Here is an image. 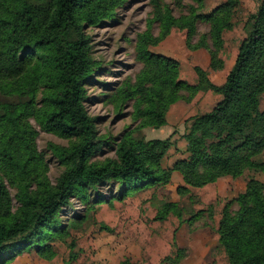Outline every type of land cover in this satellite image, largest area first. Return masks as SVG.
Masks as SVG:
<instances>
[{
	"label": "trees",
	"instance_id": "16d2710c",
	"mask_svg": "<svg viewBox=\"0 0 264 264\" xmlns=\"http://www.w3.org/2000/svg\"><path fill=\"white\" fill-rule=\"evenodd\" d=\"M173 1L184 7V0ZM242 1L226 0L209 13H198L205 0H193L180 16L170 5L154 1L153 19L137 36L136 58L142 69L134 81H123L111 95L117 107L132 102L137 125L116 143L115 157L92 160L103 140L86 105V82L99 64L88 28L113 18L128 0H0V91L17 98L0 102V257L29 248L52 260L55 252L49 239L66 233L60 217L63 209L75 196L89 202V189L96 191L110 182L122 186L120 198H124L133 189L170 182L174 171L182 174L184 184L178 192L185 195L191 187H204L224 176L236 178L247 170L264 176V111L260 109L264 0L249 14L246 36L222 84L214 83L210 72L199 65L197 82L190 83L180 77L178 59L151 50L177 27L187 31L191 50H208L211 69H223L224 33L235 28ZM200 21L210 30L193 43ZM207 91L222 98L211 111L186 119V156L165 168L163 160L176 143L173 135L146 139L135 133L165 125L173 104L191 102ZM30 117L45 131L70 141L67 146L53 145L64 166L54 184L33 144ZM6 179L17 189L16 208ZM97 196V203L104 200L102 193ZM234 202L236 210L231 209ZM171 212L182 214L177 202L166 201L155 219L165 220ZM218 234L229 264H264V181L251 177L245 191L225 204ZM186 250L178 246L164 261L182 264ZM77 259L72 249L64 264ZM120 264L142 263L128 259Z\"/></svg>",
	"mask_w": 264,
	"mask_h": 264
},
{
	"label": "rangeland",
	"instance_id": "374dc122",
	"mask_svg": "<svg viewBox=\"0 0 264 264\" xmlns=\"http://www.w3.org/2000/svg\"><path fill=\"white\" fill-rule=\"evenodd\" d=\"M154 1L128 0L113 18L88 28L93 39V54L99 64L86 82L89 97L86 105L96 119L97 129L103 140L102 148L94 154L92 160L115 157L116 143L124 133L137 125L132 115V102L117 107L111 101V95L123 81H134L142 69L143 64L136 58L137 36L148 28V22L153 19ZM159 1L170 5L177 16L182 11L187 12V6L194 3L193 0H184V7L179 8L173 0ZM225 1L205 0L198 13H209ZM259 3L260 0H243L238 7L235 28L224 33L225 47L220 55L226 60V66L222 70L210 68L207 49L191 50L186 43L187 31L177 27L159 45L152 46L151 50L178 59L181 62L180 77L190 83L197 82L195 67L199 65L211 72L214 83L222 84L235 62L240 43L246 36L245 23L249 14L257 10ZM153 30L155 34L159 33L157 23H154ZM209 30L210 25L200 21L192 42H198L201 35L207 34ZM40 98L39 94L37 100ZM221 98L220 94L213 91L204 92L195 104L196 109L188 107V110L193 115L209 112ZM15 100L16 97L7 96L0 91V102ZM260 109L264 111V94ZM173 119L171 116V122ZM175 120L178 121L177 117ZM28 122L33 130V144L47 166L48 178L54 184L64 166L55 154L53 145L67 146L70 141L45 131L34 117H30ZM154 129L157 131L153 133L141 129L135 135L145 136L146 139L150 135L164 136L161 130ZM176 129V143L163 160L167 169L182 158L186 151L187 140L183 137L185 123H181ZM251 177L264 181L261 172L247 170L236 178L224 176L204 187H191L190 193L186 195L178 192L179 186L183 184V178L179 176H173L170 182L158 186L133 189L134 192L124 198H120L122 186L118 182L101 185L96 191L89 189V202L75 196L71 204L61 212L66 233L62 232L49 239L55 252L52 260L40 256L36 249L28 248L3 254L0 264H64L70 258L72 249L78 253V259L73 264H118L128 259L142 264H168L164 258L178 246L187 249V256L181 257H185L182 264H229L219 242V221L225 204L245 191ZM6 182L16 208L19 205L17 189L8 179ZM97 192L103 194L104 200L100 203L96 202ZM166 201L177 202L182 214L179 216L171 212L165 220L155 219ZM231 209H238V204L234 202ZM200 210L203 213L196 216Z\"/></svg>",
	"mask_w": 264,
	"mask_h": 264
},
{
	"label": "crops",
	"instance_id": "0c3cea01",
	"mask_svg": "<svg viewBox=\"0 0 264 264\" xmlns=\"http://www.w3.org/2000/svg\"><path fill=\"white\" fill-rule=\"evenodd\" d=\"M201 49H203V48H201ZM235 61H236V59H235ZM233 65H232V67H233ZM225 66H226V60H225ZM225 66H224V68H225ZM232 67L230 68V70L232 69ZM230 70H229V72H230ZM210 76H211V72H210ZM224 77H226L225 74H224ZM211 79H212V77H211ZM225 80H226V78H225ZM225 80H223L221 83L225 82ZM207 92H209V91H207ZM202 93H204V92H199L197 94V96L191 102H186L184 100H180V101L176 102L175 104H173L171 106V108L169 109L168 113H167V123L165 125L161 126V127H158V129L161 130L162 133H164V136H162V137H155L153 135H150L148 139H153V138H167V137H169L171 135H173V139H176L177 138V135L176 134L178 133L176 127L179 126L181 123H185L186 119H188L190 117V115H193V114H190V112L188 110V107L195 108L196 107L195 104L198 103V100L200 98H202ZM179 102H181V103H179ZM171 116L174 117V119H173L174 121L173 122H171ZM176 117H177V120L178 121L175 120ZM154 128L155 127H153V128L152 127H147V128H144V129H145V131L146 130H149V133H153V132L157 131ZM142 137H145V136H142ZM186 147H187V145H186ZM171 150H172V148L169 150V152ZM185 156H186V153L182 156V158H184ZM169 166H172V165H169ZM177 172H179V171H174L172 177L173 176L182 177V174L180 172L179 173H177ZM183 184H184V181H183ZM118 264H120V262Z\"/></svg>",
	"mask_w": 264,
	"mask_h": 264
}]
</instances>
